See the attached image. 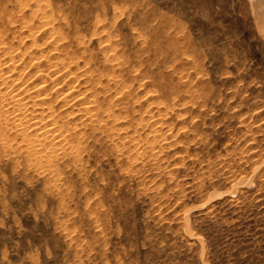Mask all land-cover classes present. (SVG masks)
Returning a JSON list of instances; mask_svg holds the SVG:
<instances>
[{"label": "rangeland", "instance_id": "1", "mask_svg": "<svg viewBox=\"0 0 264 264\" xmlns=\"http://www.w3.org/2000/svg\"><path fill=\"white\" fill-rule=\"evenodd\" d=\"M0 73V264H264V0H0Z\"/></svg>", "mask_w": 264, "mask_h": 264}, {"label": "bare ground", "instance_id": "2", "mask_svg": "<svg viewBox=\"0 0 264 264\" xmlns=\"http://www.w3.org/2000/svg\"><path fill=\"white\" fill-rule=\"evenodd\" d=\"M0 75H1V73H0ZM4 75H5V74H4ZM7 78H8V77H7ZM6 80H7V79H6ZM14 91H15V90H13V92H14ZM0 92H1V91H0ZM10 92H11V91H10ZM10 92H9L8 94H10ZM13 92H12L11 94H13ZM2 93H3V92H2ZM8 94H7V95H8ZM11 94H10V95H11ZM18 94H19V96H20V95L22 96V93H18ZM2 95H3V94H2ZM5 95H6V94H4L3 97H4ZM40 95H41V94H40ZM11 96H12V95H11ZM15 96H16V95H15ZM15 96H14V97H15ZM17 96H18V95H17ZM17 96H16V97H17ZM29 97H30V96H29ZM6 98H7V97H6ZM9 98H10V97H9ZM11 98H13V96H12ZM22 98H23V97H22ZM25 98H26V97L23 98V101H24ZM20 99H21V98H20ZM26 99H27V98H26ZM3 100H4V98H3ZM3 100H2V101H3ZM5 100H7V99H5ZM9 101H10V100H9ZM9 101H8V102H9ZM12 101H13V100H12ZM26 101H27V100H26ZM4 102H5V101H4ZM13 102L15 103V100H14ZM24 102H25V101H24ZM31 102H32V101H31ZM42 102H43V101H42ZM27 103H28V102H27ZM12 104H13V103H12ZM22 104H23V103H22ZM28 104H30V102H29ZM19 105H21V104L19 103ZM19 105H17V106L19 107ZM34 105L36 106V104H34ZM22 106H23V105H22ZM26 106H27V104H26ZM5 107H6V106H5ZM13 108H14V107H13ZM22 108H23V107H22ZM17 109H18V108H17ZM29 109H30V108H29ZM32 109H33V108H32ZM20 110H21V109H20ZM22 110H23V109H22ZM26 110H27V109H26ZM84 110L87 111V113H90V112H91V115H93V109H92L91 107H88V106H87L86 108L84 107ZM15 111H16V109H15ZM28 114H29V113H28ZM28 114H27V115H28ZM85 114H86V113H85ZM16 115H17V114H16ZM27 115H26V116H27ZM26 116H25V117H26ZM28 116H29V115H28ZM49 116H50V115H49ZM51 116H52V115H51ZM19 117H20V116H19ZM90 117H91V116H90ZM26 118H27V117H26ZM92 118H93V117H92ZM15 119H16V118H15ZM17 119H18V118H17ZM17 119H16V120H17ZM31 119H34V118H31ZM35 119H36V118H35ZM19 120H20V119H19ZM29 120H30V119H29ZM45 120H46V119H45ZM17 121H18V120H17ZM27 121H28V120H27ZM53 121L55 122V120H53ZM33 122H34V121H33ZM50 122H52V120H50ZM38 123H40V122H38ZM38 123H37V124H38ZM55 123H56V122H55ZM27 124H28V123H27ZM47 124H48V123H47ZM47 124H46V127H47ZM50 124H52V123H50ZM56 124H57V123H56ZM21 125H22V123H21ZM41 125H42V124H41ZM52 125H53V124H52ZM52 125H51V126H52ZM34 126H35V125H34ZM49 126H50V125H49ZM30 127H31V126H30ZM56 127H57V126H56ZM40 128H42V127H40ZM40 128H39V129H40ZM22 129H23V128H22ZM37 129H38V128H37ZM39 129H38V130H39ZM43 129H44V128H43ZM38 130H37V131H38ZM40 130H41V129H40ZM49 130L52 132V129H49ZM49 130H48V131H49ZM42 131H43V130H42ZM64 131H65V129H64ZM40 132H41V131H40ZM53 132H54V131H53ZM53 132L51 133L52 135H53ZM66 132H67V131H66ZM66 132H65V133H66ZM44 134H46V133H44ZM34 135H35V134H34ZM41 135H43V134L40 133V134L37 135V137H39V136H41ZM44 136H45V135H44ZM62 136H63V135H62ZM47 137H48V136H47ZM54 137H55V136H54ZM57 137H59V136H56V138H53V139H54V140H55V139H58ZM65 139H66V138H65ZM43 140H44V139H43ZM44 141H45V140H44ZM60 141H61V140H60ZM62 141H64V139H63ZM62 141H61V143H62ZM40 145H41V144H40ZM58 145H59V144H58ZM60 145H61V144H60ZM51 146H52V145H51ZM59 148H60V147H59ZM59 148H58V149H59ZM56 149H57V148H56ZM34 150H35V149H34Z\"/></svg>", "mask_w": 264, "mask_h": 264}]
</instances>
